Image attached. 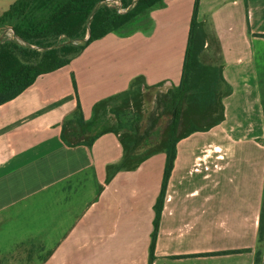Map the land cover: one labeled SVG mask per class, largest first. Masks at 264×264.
<instances>
[{
	"label": "crops",
	"instance_id": "0c3cea01",
	"mask_svg": "<svg viewBox=\"0 0 264 264\" xmlns=\"http://www.w3.org/2000/svg\"><path fill=\"white\" fill-rule=\"evenodd\" d=\"M194 2L166 0L150 11L146 30L92 41L0 105V264H148L166 154L106 182L107 166L122 158L116 133L68 147L62 123L78 102L91 119L97 101L138 75L154 97L178 85ZM197 19L211 35L201 59L209 53L221 65L229 88L224 120L177 143L151 264H255L264 204V0H199ZM260 250L264 264V239Z\"/></svg>",
	"mask_w": 264,
	"mask_h": 264
},
{
	"label": "trees",
	"instance_id": "16d2710c",
	"mask_svg": "<svg viewBox=\"0 0 264 264\" xmlns=\"http://www.w3.org/2000/svg\"><path fill=\"white\" fill-rule=\"evenodd\" d=\"M106 0H15L0 14V105L31 86L42 75L69 64L94 40L110 32L126 36L149 28L150 11L166 0H121L118 13ZM195 0L185 50L181 79L166 92H157L151 111H143L133 123L113 119L115 101L148 89L142 75L135 76L127 90L97 101L86 120L80 103L65 117L61 139L68 147L91 146L102 134L116 133L122 158L107 166L106 182L118 172L135 170L150 156L164 152L166 164L160 194L154 205L148 264L153 259L157 228L168 177L176 157L177 143L198 131H207L224 120L222 98L229 92L222 67L201 59L211 35L197 19ZM148 21L143 27L142 21ZM144 21V22H145ZM143 107V104L142 106ZM116 116L120 113H114ZM161 120L163 122L161 123ZM264 239V204L261 209L255 264L261 261Z\"/></svg>",
	"mask_w": 264,
	"mask_h": 264
},
{
	"label": "rangeland",
	"instance_id": "374dc122",
	"mask_svg": "<svg viewBox=\"0 0 264 264\" xmlns=\"http://www.w3.org/2000/svg\"><path fill=\"white\" fill-rule=\"evenodd\" d=\"M15 0H0V13L3 12L9 4H11ZM145 21V20H144ZM142 21L140 24H142L143 27L148 26V21ZM209 53H205L202 58L203 62L205 63H212V58H208ZM214 63V62H213ZM154 91H148L147 89L143 88L139 93L134 94L133 96H128L125 99H122L121 101H115L111 107V111L114 113H120L117 116L114 113H111L114 120H117L118 117H121L126 123H133V121L139 116L140 111H143L144 118L147 116V113L151 111L153 107V101L155 99L154 97ZM157 94V92H156ZM155 94V95H156ZM143 104V107H141ZM163 120H161V123ZM1 233H4V230L1 229Z\"/></svg>",
	"mask_w": 264,
	"mask_h": 264
},
{
	"label": "built area",
	"instance_id": "2783aa9c",
	"mask_svg": "<svg viewBox=\"0 0 264 264\" xmlns=\"http://www.w3.org/2000/svg\"><path fill=\"white\" fill-rule=\"evenodd\" d=\"M106 5L116 9L118 13H124L127 11V8L123 7L121 0H106Z\"/></svg>",
	"mask_w": 264,
	"mask_h": 264
}]
</instances>
